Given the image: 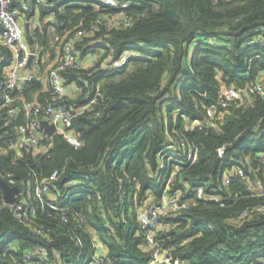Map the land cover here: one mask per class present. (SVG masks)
Masks as SVG:
<instances>
[{
	"label": "trees",
	"instance_id": "obj_1",
	"mask_svg": "<svg viewBox=\"0 0 264 264\" xmlns=\"http://www.w3.org/2000/svg\"><path fill=\"white\" fill-rule=\"evenodd\" d=\"M129 1L128 8L113 9L83 0H13L25 22L36 17L42 23L27 39L40 41L52 60L57 55L48 34L52 27L65 40L85 32L75 45L81 62L90 53L101 56L89 68L63 73L67 98L55 100L51 86L43 91L36 79L16 91L36 105L86 109L71 127L78 147L61 133L43 140L46 150L38 155L10 150V139L0 143V179L19 187L18 202L24 189L58 171L45 201L56 199L69 209L67 222L60 214L50 216L32 194L35 211L25 221L14 207L2 205L0 264H31L26 254L38 247L46 249L47 264H86L96 240L115 264H146L151 255L142 247L137 211L145 202L160 204L167 194H179L190 205L161 216L168 230L159 237L176 259L264 264V212L240 220L244 211L264 204V196H253L233 174L229 183L223 180L226 172L241 168L264 186V0ZM128 51L138 55L126 66L102 67L109 55L117 59ZM11 61L0 40V80ZM224 88L242 91L248 102L223 106ZM14 125L6 128L9 135ZM174 140L195 145L197 160L188 162L186 152L175 147L161 169L159 154ZM214 150L224 151L217 164ZM198 186L222 202L199 200L193 191ZM34 226L50 231L39 235Z\"/></svg>",
	"mask_w": 264,
	"mask_h": 264
},
{
	"label": "built area",
	"instance_id": "obj_2",
	"mask_svg": "<svg viewBox=\"0 0 264 264\" xmlns=\"http://www.w3.org/2000/svg\"><path fill=\"white\" fill-rule=\"evenodd\" d=\"M41 2L42 0H35ZM65 0H58L62 2ZM87 3L101 4L113 9L128 8L131 5V1L121 3L119 0H83ZM22 8L30 10V7L23 3ZM20 7L14 5L13 0H0V24L2 26V33L0 35L1 44L10 50L12 54V61L5 73L3 80H0V122L3 120L2 114L8 119L4 121L2 125L3 132L1 137L10 139V150L22 154L25 151L33 152L34 155H38L46 150V147L42 145V141H50L49 137L44 131L42 126L43 121L54 124L57 127L56 133H61L72 145L78 147L80 142L76 138L74 132L71 130L73 121L76 119L80 112H83L86 108L75 110L67 105L51 104L36 105L28 102L25 98L18 96L16 91L20 90L27 82L36 79L33 75H24L22 72L26 70L30 64L31 58L37 63L48 60V76L52 94L54 99H64L70 96V87L66 84V78L64 72L67 70L78 69L82 66L79 55L76 51L75 45L78 40L84 35V31L78 30L69 39H59V43L62 45L61 50L57 48V55L54 60L52 56L44 55L45 46L41 45L40 41H35L31 44L26 35L25 18L23 19ZM136 52H125L119 58L113 59L112 55H109L104 60L102 67L104 69H118L126 66L134 57H137ZM99 56V55H98ZM101 56V55H100ZM245 94L236 88H226L223 90V106H227L228 102L243 100ZM207 115L210 118H214L215 109L209 108ZM14 131L13 135H9L6 128L11 127ZM203 128V125H199ZM173 141V140H170ZM168 142L164 144L163 151L159 154L160 168L165 169L164 158L171 154L175 147H179L186 152L188 162H195L198 157V148L193 145L179 140L174 142ZM219 152V158L223 156V150H217ZM183 168V167H182ZM181 170V165L173 172L171 182L168 185V189L174 184L173 177ZM231 174L240 177L242 181L247 183V190L256 197L264 196L263 183L258 181H251L244 172L243 169H233L232 172H226L223 180L225 183L231 181ZM58 178V171L54 172L51 176L39 181L37 179L36 185L33 188L28 187L23 190L22 200L18 202V194L16 202L12 205L6 203L4 196H0V207L2 205H9L14 207L15 216L21 220L29 221L30 216L35 211V206L32 202V194L34 198L42 202V208L44 211L49 210L48 214L62 215L64 221H69V209L62 207L57 203L56 199H50L45 201V196L50 193L54 181ZM13 184V183H12ZM13 186V185H12ZM189 189L188 185H185ZM196 192L197 197L201 201H215L222 202L218 196H209L205 192L203 186H198L193 190ZM178 194L164 195L160 204L147 203L140 207L137 211L136 219L141 228V234L145 240L142 245L143 249L150 253L151 259L146 264H184L179 259L174 257L173 249H168L164 246L162 239L159 237L162 232L168 229L164 227L161 222V216H163L168 210L179 211L189 208L188 203H182L179 200ZM28 197L29 199L27 200ZM29 201V206L26 204ZM149 202V201H148ZM259 212H264V204H260L249 208L244 211L240 220H248ZM34 231L39 235H44L50 230H43L38 226H34ZM47 251L43 247H38L33 251H29L26 254V258L29 262L41 258V264H47L46 262ZM86 264H115L109 259V251L100 245L99 242H94L93 251L90 259L85 261ZM60 264H68L65 261Z\"/></svg>",
	"mask_w": 264,
	"mask_h": 264
},
{
	"label": "crops",
	"instance_id": "obj_3",
	"mask_svg": "<svg viewBox=\"0 0 264 264\" xmlns=\"http://www.w3.org/2000/svg\"><path fill=\"white\" fill-rule=\"evenodd\" d=\"M30 21L31 22H28V21L25 22L26 35L28 34V32H30L34 28H42V23L40 25V21L36 17L34 19H31ZM54 30L55 29H52V31H54ZM51 33L52 32H48V34H51ZM53 35H56V39L57 38L60 39V36H58L57 34L54 33ZM50 43H52V39H51ZM49 51L50 50L46 49V47H45L43 54L44 55H50ZM97 57H98V54H96V55H94L92 53L88 54L82 60V62H81L82 66L84 68H89V67L93 66L98 60ZM47 63H48V60H44L43 62H40V63H37L35 60H32V62L30 63V65H28L26 70H24L22 72L24 75L35 76L36 80H38L42 83L43 88H44L43 91H47L50 87ZM7 69H9V68L8 67L4 68V73H6ZM37 97H38V94H35L34 98L37 99Z\"/></svg>",
	"mask_w": 264,
	"mask_h": 264
},
{
	"label": "water",
	"instance_id": "obj_4",
	"mask_svg": "<svg viewBox=\"0 0 264 264\" xmlns=\"http://www.w3.org/2000/svg\"><path fill=\"white\" fill-rule=\"evenodd\" d=\"M33 58H31L30 63L32 62ZM30 65V64H29ZM246 102H248V97L245 96ZM4 124V121L2 120L0 122V143L3 142L6 138L1 137V133L3 132L2 125ZM42 126L44 128V132L49 136L52 137L57 132V127L54 124H49L47 121L42 122ZM213 155L215 158V164H217L219 160V152L217 150L213 151ZM0 189L3 193L4 200L6 203L12 205L16 202L17 194L19 193V187L18 186H10L7 182L0 179Z\"/></svg>",
	"mask_w": 264,
	"mask_h": 264
},
{
	"label": "rangeland",
	"instance_id": "obj_5",
	"mask_svg": "<svg viewBox=\"0 0 264 264\" xmlns=\"http://www.w3.org/2000/svg\"><path fill=\"white\" fill-rule=\"evenodd\" d=\"M37 12H39V11H37ZM49 22V19L48 20H46L45 22ZM40 25H41V22H40ZM42 29V28H41ZM52 29H54L53 27L52 28H50V31L49 32H52L51 34H50V37H51V39H52V43H50L51 44V46H52V48L55 50L56 49V47L58 46V43H59V41L60 40H58V38L56 39V35H53L54 33H56V31L54 30V31H52ZM60 37H62V36H60ZM50 52V54L53 56V54H52V52L51 51H49ZM98 59H100V55L97 57ZM224 90H225V88H224ZM167 174V172H164L162 175H166ZM161 175V177H163ZM169 211H172L173 212V210H169ZM134 233V231L131 229V231H130V234H133ZM86 261V260H85Z\"/></svg>",
	"mask_w": 264,
	"mask_h": 264
}]
</instances>
